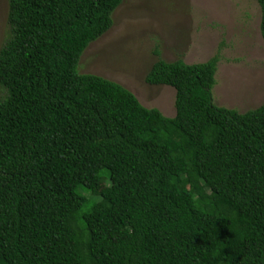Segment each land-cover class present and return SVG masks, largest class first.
<instances>
[{"label": "trees", "instance_id": "trees-1", "mask_svg": "<svg viewBox=\"0 0 264 264\" xmlns=\"http://www.w3.org/2000/svg\"><path fill=\"white\" fill-rule=\"evenodd\" d=\"M120 1L7 0L0 264H264V98L215 105L217 55L150 64L171 116L78 74Z\"/></svg>", "mask_w": 264, "mask_h": 264}, {"label": "rangeland", "instance_id": "rangeland-1", "mask_svg": "<svg viewBox=\"0 0 264 264\" xmlns=\"http://www.w3.org/2000/svg\"><path fill=\"white\" fill-rule=\"evenodd\" d=\"M6 13L7 0H0V46L9 33ZM258 20L255 0H121L108 28L82 50L75 69L118 83L143 106L171 116L174 89L144 81L150 64L157 59L202 63L217 55L212 102L243 112L264 98Z\"/></svg>", "mask_w": 264, "mask_h": 264}]
</instances>
